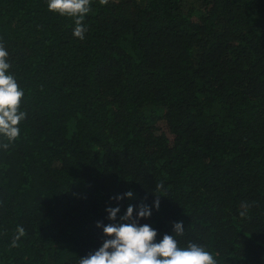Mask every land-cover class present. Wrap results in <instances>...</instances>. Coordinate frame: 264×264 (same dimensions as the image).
Wrapping results in <instances>:
<instances>
[{"label":"trees","instance_id":"obj_1","mask_svg":"<svg viewBox=\"0 0 264 264\" xmlns=\"http://www.w3.org/2000/svg\"><path fill=\"white\" fill-rule=\"evenodd\" d=\"M82 24L0 0L26 113L0 136V264H79L155 196V242L264 264V0H90Z\"/></svg>","mask_w":264,"mask_h":264},{"label":"clouds","instance_id":"obj_2","mask_svg":"<svg viewBox=\"0 0 264 264\" xmlns=\"http://www.w3.org/2000/svg\"><path fill=\"white\" fill-rule=\"evenodd\" d=\"M108 0H100L105 5ZM90 0H47L48 11L61 16L75 18L73 36L84 39L87 28L83 26L84 16L89 12ZM8 52L0 44V136L8 142L15 141L20 135L19 124L25 119L26 113L20 110L24 91L19 87L15 77L8 74L10 64L7 61ZM9 144L2 145L8 148ZM164 188L163 183L155 186L156 191ZM133 193L128 191L123 196H117V201L131 198ZM159 196H155L151 208L141 204L133 218V206L129 205L119 219V223H109L103 226L106 239L94 253L79 259V264H217L216 259L203 247L189 243L186 247L178 246L174 235L165 234L160 242H155L157 232L150 225H139L140 219H148L152 209L159 210ZM247 208V205L245 206ZM119 207L106 208L107 219L116 221ZM245 215L244 212L240 213ZM97 228L102 227L100 223ZM17 235L12 241V247L25 235V229H16ZM175 236L183 235L182 222L173 225Z\"/></svg>","mask_w":264,"mask_h":264}]
</instances>
